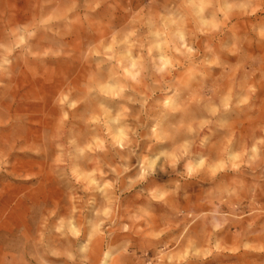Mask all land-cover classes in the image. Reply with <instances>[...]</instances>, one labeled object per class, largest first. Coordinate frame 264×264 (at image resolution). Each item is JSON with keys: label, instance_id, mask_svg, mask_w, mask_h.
<instances>
[{"label": "rangeland", "instance_id": "rangeland-1", "mask_svg": "<svg viewBox=\"0 0 264 264\" xmlns=\"http://www.w3.org/2000/svg\"><path fill=\"white\" fill-rule=\"evenodd\" d=\"M0 264H264V0H0Z\"/></svg>", "mask_w": 264, "mask_h": 264}, {"label": "bare ground", "instance_id": "bare-ground-1", "mask_svg": "<svg viewBox=\"0 0 264 264\" xmlns=\"http://www.w3.org/2000/svg\"><path fill=\"white\" fill-rule=\"evenodd\" d=\"M135 65L136 64L134 62H129L128 63V67H130V68H133ZM246 143H247V141H245L244 149H246ZM107 256H108V254H107Z\"/></svg>", "mask_w": 264, "mask_h": 264}]
</instances>
